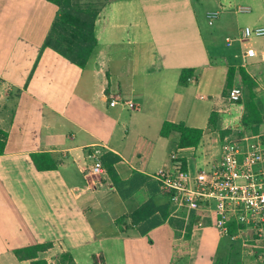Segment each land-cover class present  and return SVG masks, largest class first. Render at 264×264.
Wrapping results in <instances>:
<instances>
[{
    "label": "crops",
    "instance_id": "obj_1",
    "mask_svg": "<svg viewBox=\"0 0 264 264\" xmlns=\"http://www.w3.org/2000/svg\"><path fill=\"white\" fill-rule=\"evenodd\" d=\"M80 3L99 10L98 46L85 69L43 48L60 14L57 5L0 0V129L8 133L0 155V264H32L14 250L46 243L52 247L40 258L49 264L66 253L74 264H172L186 232L170 222L181 218L171 216L155 175L180 149L179 133L164 137L162 127L183 123L204 131L201 164L199 147L181 152L192 175L216 164L222 130L233 138L254 133L242 125L243 68L255 81L264 131V35L244 37L246 27H264V0ZM249 49L254 56H247ZM186 70L192 75L182 85ZM236 85L244 93L239 102L229 97ZM112 96L136 108L111 106ZM38 153L49 154L56 169L38 170L31 157ZM96 155L106 169L101 176L91 175ZM113 156L119 158L115 183L107 170ZM149 200L154 221L163 219L166 206L169 216L143 235L146 223L132 225L131 215ZM198 223L189 255L177 264H215L229 258L231 245L242 248L221 236L210 218ZM255 251L260 255L244 264H264V249Z\"/></svg>",
    "mask_w": 264,
    "mask_h": 264
},
{
    "label": "built area",
    "instance_id": "obj_2",
    "mask_svg": "<svg viewBox=\"0 0 264 264\" xmlns=\"http://www.w3.org/2000/svg\"><path fill=\"white\" fill-rule=\"evenodd\" d=\"M248 12V9H241ZM218 13L210 14L214 19ZM264 27H246V39L263 36ZM255 55L249 49L247 56ZM243 88L234 86L230 100L239 102ZM111 106L124 104L129 109L136 106L121 96L109 98ZM183 150L171 155L168 168L159 170L155 179L169 196L172 205L171 216L189 222L194 214L202 225L210 218L220 235L242 248L264 249V131L244 133L235 138L226 136L221 145V157L210 168L192 175L182 161ZM91 169V175L106 173L99 157ZM235 230L232 232V227Z\"/></svg>",
    "mask_w": 264,
    "mask_h": 264
},
{
    "label": "trees",
    "instance_id": "obj_3",
    "mask_svg": "<svg viewBox=\"0 0 264 264\" xmlns=\"http://www.w3.org/2000/svg\"><path fill=\"white\" fill-rule=\"evenodd\" d=\"M60 8V14L54 21L52 28L46 38L43 48H51L59 53L61 56L75 64L81 69H85L94 50L98 46L96 38V21L99 15V10L90 4H81L80 0H49ZM242 82L244 83L247 100L245 102V112L242 117V125L251 129L252 132L258 133L259 127L263 123L262 115L256 105V94L254 91L255 81L251 76L242 68L240 69ZM192 71L186 70L180 77V83L186 85L188 79L191 77ZM234 75V70L229 72V83H231ZM213 120V119H212ZM179 133V150L186 148H197L201 144L204 136V131L197 128L187 127L183 123H164L161 134L164 137L170 136L172 133ZM221 135L223 138L227 136V131L222 130ZM8 140V133L0 129V155L6 151ZM33 162L40 171L54 170L57 163L51 158L49 154L38 153L31 155ZM119 158L113 156L110 159V165L107 170L113 179L114 183L117 182V176L113 168V162ZM185 166L187 165L185 158L182 159ZM166 212L163 213V221L169 216V207H165ZM164 211V209H161ZM156 212L155 203L149 200L142 205L137 211L131 215L132 225L139 226L141 223L146 225L141 229L143 235L161 224L162 220L154 221L153 215ZM124 218L118 220V224L124 223ZM170 222L180 230H185L186 239L183 242L177 243L174 246V258L172 264H177L184 257L189 255V239L191 232L198 222V218L193 217L189 223L181 219H170ZM235 227H232V232ZM229 239V238H228ZM229 242L232 244L231 240ZM52 247L51 243L38 244L14 250V254L20 261L31 260L32 264H49L46 260L40 258V254L49 250ZM229 258L218 260L215 264H238L237 252L234 246L231 245ZM74 259L71 254L66 253L62 255L59 264H74Z\"/></svg>",
    "mask_w": 264,
    "mask_h": 264
},
{
    "label": "rangeland",
    "instance_id": "obj_4",
    "mask_svg": "<svg viewBox=\"0 0 264 264\" xmlns=\"http://www.w3.org/2000/svg\"><path fill=\"white\" fill-rule=\"evenodd\" d=\"M201 149H202V147L199 146V151L197 153V155L200 157L199 160H198L200 164L202 163V160H203V157H204V155L201 154L202 153ZM207 150H208V148H207ZM225 243H227V242H225ZM226 247H227V245H226ZM255 250L256 249L250 248V247L236 249V252L238 253L237 254V258H238L240 264L241 263L244 264L245 261L248 262L249 259L251 257H253V256L260 255V254H256Z\"/></svg>",
    "mask_w": 264,
    "mask_h": 264
}]
</instances>
